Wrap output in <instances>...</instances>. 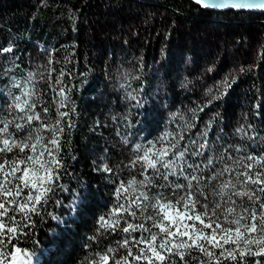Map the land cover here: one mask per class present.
Masks as SVG:
<instances>
[{
	"label": "trees",
	"instance_id": "16d2710c",
	"mask_svg": "<svg viewBox=\"0 0 264 264\" xmlns=\"http://www.w3.org/2000/svg\"><path fill=\"white\" fill-rule=\"evenodd\" d=\"M3 48L12 51L0 53V71L7 72L0 75V102L9 89L19 94L13 80L23 83L29 72L46 99L63 70L74 108L60 152V183L69 191L56 199H79L74 212L49 209L64 222L36 225L39 248L31 237L21 241L36 251L34 264H80L111 199L110 181L130 178L124 165L131 145L172 131V113L191 120L195 110L193 132L215 117L210 138L221 134L222 142L257 154L264 148V11H215L194 0H0ZM226 77L234 82L221 96ZM126 90L138 92L143 106H134ZM241 127L246 135L237 133ZM103 163L117 175L97 171Z\"/></svg>",
	"mask_w": 264,
	"mask_h": 264
},
{
	"label": "snow or ice",
	"instance_id": "6c2138e0",
	"mask_svg": "<svg viewBox=\"0 0 264 264\" xmlns=\"http://www.w3.org/2000/svg\"><path fill=\"white\" fill-rule=\"evenodd\" d=\"M194 2L205 9L264 10V0ZM53 71L49 68V74ZM36 75L29 72L23 83L13 80L11 87L19 94L9 89L0 102V264H34L36 251L21 241L31 237L39 248L36 225L64 222L49 209L74 212L79 199V194L68 204L56 199L58 192L69 191L60 183L61 138L65 125L74 126V108L62 86L66 73L61 70L49 85L46 99L36 87ZM232 82L227 77L221 82V96ZM126 98L143 106L138 92L126 90ZM192 111L191 120L179 110L172 113V131L131 145L124 165L130 178L110 181L111 199L83 245L80 264H264V148L257 154L222 142L221 134L210 138L215 117L193 132ZM236 131L246 135L243 127ZM96 170L117 175L107 163Z\"/></svg>",
	"mask_w": 264,
	"mask_h": 264
},
{
	"label": "water",
	"instance_id": "95a60500",
	"mask_svg": "<svg viewBox=\"0 0 264 264\" xmlns=\"http://www.w3.org/2000/svg\"><path fill=\"white\" fill-rule=\"evenodd\" d=\"M211 10L219 11V10H225V9H211ZM243 10H249V11H264V10H261V9H243Z\"/></svg>",
	"mask_w": 264,
	"mask_h": 264
}]
</instances>
